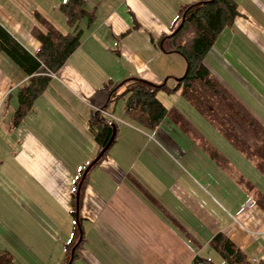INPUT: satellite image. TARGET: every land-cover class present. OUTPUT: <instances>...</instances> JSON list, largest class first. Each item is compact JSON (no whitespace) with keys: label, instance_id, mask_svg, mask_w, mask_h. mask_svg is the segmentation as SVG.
<instances>
[{"label":"crops","instance_id":"1","mask_svg":"<svg viewBox=\"0 0 264 264\" xmlns=\"http://www.w3.org/2000/svg\"><path fill=\"white\" fill-rule=\"evenodd\" d=\"M64 1L0 0V23L33 54L41 42L32 30L45 28L37 13L64 33L82 30L80 46L59 70L44 73L46 88L19 120L18 95L30 76L0 54V264H64L77 228L82 246L72 264H193L196 257L221 264L211 246L219 232L250 260L263 256L264 210L253 192L171 118L148 130L122 110V97L110 101L109 94L97 105V91L110 80L158 86L167 77L176 84L183 68L160 66L180 52H164L160 40L176 27L182 8L206 0H86L96 13L91 25L87 18L70 25L60 9ZM235 2L240 14L214 43L225 40L221 50L214 55L212 48L205 62L264 122V0ZM95 117L114 122L117 133L85 176L78 224L76 182L100 152L89 129ZM215 146L253 182L244 161Z\"/></svg>","mask_w":264,"mask_h":264},{"label":"trees","instance_id":"2","mask_svg":"<svg viewBox=\"0 0 264 264\" xmlns=\"http://www.w3.org/2000/svg\"><path fill=\"white\" fill-rule=\"evenodd\" d=\"M60 9L70 25H75L83 18H87L91 25L96 18L95 9L87 8L86 0H65ZM239 14L235 0H206L182 8L178 12L176 27L170 35H164L160 40L164 52H180L187 61V70L175 86L173 88H169L167 84L156 86L138 78H130L122 83L110 80L97 91L101 94V101L97 105L102 107L109 94L110 101L122 97L126 114L148 130L156 129L165 118H171L242 187L249 193L253 192L255 203L264 210V191L244 173L238 172L232 161L180 109L167 107L157 97L159 90H166L185 98L242 158L249 161L254 169L264 176V122L210 70L205 62L206 55L217 38L225 28L233 24ZM37 17L42 20L45 28L35 27L32 30L34 36L41 42V46L34 54L0 23V54L8 56L15 65L30 76V83L19 91L20 105L16 110L18 120L46 88L48 77L44 73L59 70L81 44L82 30L64 33L50 22L44 21L40 13H37ZM182 21L181 29L172 35ZM120 84L124 90L122 93H117ZM89 129L101 151L112 134L110 121L104 118L97 120L95 117L94 121L90 122ZM107 152L96 164L106 156ZM79 179L72 196L73 215H75V192ZM85 184L86 179L83 187ZM78 239L79 228L76 230L64 264L69 263L71 251ZM81 246L82 243L76 247L74 259L79 256ZM211 246L228 264H264V257L259 262H253L223 232L213 237ZM193 264L216 263L207 258L196 257Z\"/></svg>","mask_w":264,"mask_h":264},{"label":"rangeland","instance_id":"3","mask_svg":"<svg viewBox=\"0 0 264 264\" xmlns=\"http://www.w3.org/2000/svg\"><path fill=\"white\" fill-rule=\"evenodd\" d=\"M252 10H254V12L256 13V18H257L258 12L255 9H252ZM166 35H170V34H166ZM226 35L227 34H225V36ZM225 36H223L224 37L223 39H225ZM224 44H225V40H222L221 42H217V44H214V46L212 47L214 49L213 50L214 55L216 51L221 50ZM123 61H125L126 63L130 62L129 59L127 58H123ZM160 67L164 69L175 70L176 72H179L180 68L181 69L183 68L184 73H185V70H187V61H186V58L181 53L172 54V55L169 54L163 60V63L161 64ZM163 82H164L163 84H167L169 88H173L175 86L174 84L175 81H173V79L171 78L164 77ZM160 85H162V83ZM123 90L124 88L122 87V91ZM158 96H160V98H162V100H164L166 103L171 105V107H176L180 109L195 124V126L199 130L204 132L206 136L210 138L213 142H215V144H217L222 150H224V152L227 153L228 149L233 151V154H235L240 160L244 161L245 166L249 170V173L253 174L251 175L253 178L252 179L253 182L257 184L258 186H260V188H263L261 190H264V176L259 174V172H257L255 169L251 170L250 167L252 164L249 161L242 158V156L240 157L239 154L236 152V150H234L229 145V143L221 136V134L209 122H207L205 118L185 98H183L182 96L176 93L168 92L166 90H159ZM120 105H122V110H123V107H124L123 98H122V102H120ZM102 111L103 109L99 107L97 109V115H100ZM236 156L234 158H237ZM221 264H228V263L222 260Z\"/></svg>","mask_w":264,"mask_h":264},{"label":"water","instance_id":"4","mask_svg":"<svg viewBox=\"0 0 264 264\" xmlns=\"http://www.w3.org/2000/svg\"><path fill=\"white\" fill-rule=\"evenodd\" d=\"M183 26V21L181 22V24L177 27V29L172 33L175 34L178 30L181 29V27ZM181 78H178L177 80H180ZM111 126H112V134L111 137L109 139V141L107 142V144L101 149V151L99 152V154L96 156V158L92 161V163L89 164V166L85 169V171L83 172V175L78 183L77 186V190H76V194H75V198H76V221L79 224V219H78V214H79V198H80V190L83 184V181L85 179L86 174L88 173L89 169L105 154L106 151H108V149L110 148L111 144L113 143L115 137H116V133H117V126L114 122H110ZM81 229V228H80ZM83 238V232L81 230L80 232V237L79 240L77 242V244L75 245V247L72 249L71 252V258L69 260L68 264H72L73 259H74V254H75V250L76 247L79 245V243L82 241Z\"/></svg>","mask_w":264,"mask_h":264},{"label":"built area","instance_id":"5","mask_svg":"<svg viewBox=\"0 0 264 264\" xmlns=\"http://www.w3.org/2000/svg\"><path fill=\"white\" fill-rule=\"evenodd\" d=\"M261 232L264 233V225H263V227H262V229H261ZM263 257H264V255L261 256V257H259V258L254 257V258H252V261H253V262H259Z\"/></svg>","mask_w":264,"mask_h":264}]
</instances>
